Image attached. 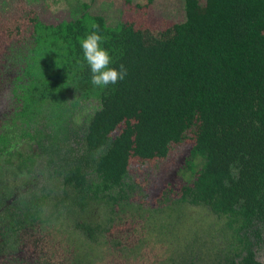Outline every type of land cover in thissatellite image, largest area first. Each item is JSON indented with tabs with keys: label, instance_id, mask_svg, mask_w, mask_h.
Instances as JSON below:
<instances>
[{
	"label": "trees",
	"instance_id": "trees-1",
	"mask_svg": "<svg viewBox=\"0 0 264 264\" xmlns=\"http://www.w3.org/2000/svg\"><path fill=\"white\" fill-rule=\"evenodd\" d=\"M38 1L0 0V263L264 264V0H179L177 19L172 0H71L57 23ZM93 23L116 85L91 83ZM193 224L217 250L139 255L152 232L189 247Z\"/></svg>",
	"mask_w": 264,
	"mask_h": 264
},
{
	"label": "rangeland",
	"instance_id": "rangeland-1",
	"mask_svg": "<svg viewBox=\"0 0 264 264\" xmlns=\"http://www.w3.org/2000/svg\"><path fill=\"white\" fill-rule=\"evenodd\" d=\"M62 2L58 1V2H52L51 0H47V6H44V1H38L35 3V6L41 11V16L42 19L45 21H48L50 23H57L63 19H67L71 16V14L73 15V13H76V9L73 7L74 2H72L70 0V2H67V0H61ZM102 1V0H100ZM104 1V0H103ZM125 1V0H123ZM177 3L174 2V0H172V4L171 7L169 9H167L165 12V17L171 18V19H177L180 16V4H179V0H175ZM106 2L108 4H112L113 7H115L116 10H119L121 8H123L122 2L121 0H106ZM162 2V0H156L153 5H156V7L159 6V4ZM93 9L97 10V12L101 11V7L100 5H98V7H94L92 6ZM163 10L165 9L164 7H160ZM157 15L159 14V11L157 9L156 11ZM12 110V106L8 103H3L0 104V117H5L4 112L11 114L10 111ZM6 176V175H4ZM33 180V184L37 183L36 181L39 182L40 177L39 176H33L32 179L30 180H26L24 181V184H21V190L22 192H24L25 188L28 186H32L33 184H30V181ZM3 183V182H2ZM1 183V184H2ZM103 210V209H102ZM101 210V211H102ZM103 213V212H102ZM185 214H187V212L185 211ZM182 216V213H181ZM187 215H184V217H186ZM72 219L73 217L71 216L68 219H64L63 220V224L64 227L68 230L70 229V226L72 224ZM94 219V218H93ZM92 219V220H93ZM196 229L192 230L194 227H196ZM199 227V228H198ZM189 230H192L190 234V236H187L188 240V246L182 245L180 244L179 238L177 239L174 232H170V233H163L161 232V235L158 232H152L151 233V239L149 241H147L145 246H141L139 251V255L142 257V259L144 258L145 261H155V260H162L165 257V254L167 252H169L170 250L165 247V245H162L161 243V239H164L165 241H168V243H173L171 244L173 250H174V254L175 256L179 257L181 255H183V253H185L186 249L190 248L189 251L194 252L195 250L197 251H202V250H217L216 247H219L218 245L220 244V239L224 240V232L220 229H216L215 232L210 235V233L205 230L204 228L200 227V225H196L193 224L192 226H190ZM166 231V230H164ZM58 234H60V232H57ZM66 236H69V234H66ZM55 237V235L53 234H49L48 236V240L47 242L44 243V245L46 246H50L49 248H52V239ZM55 240H57V237L54 238ZM229 240V238H228ZM74 242H76L74 240ZM259 245V244H258ZM57 248V247H56ZM230 248V247H228ZM227 248V249H228ZM97 251H99V248H97ZM94 255H90V257H88L87 259L90 261L91 257H94V259L92 260V262L96 263L97 261H100V256L98 255V253H102L104 255V258L106 259L107 255L104 253L103 250L102 252H97ZM40 253V252H39ZM255 253H257V255L260 258L264 259V245L262 247L257 246L255 247ZM53 254L49 253L46 254V252H41V254H39V259L42 263L44 264H52L50 259L53 258V256H51ZM55 257L57 255H54ZM57 260V258H56ZM58 262V260H57ZM141 260L137 263L140 264ZM101 262H99L98 264H100ZM1 264V263H0Z\"/></svg>",
	"mask_w": 264,
	"mask_h": 264
},
{
	"label": "clouds",
	"instance_id": "clouds-1",
	"mask_svg": "<svg viewBox=\"0 0 264 264\" xmlns=\"http://www.w3.org/2000/svg\"><path fill=\"white\" fill-rule=\"evenodd\" d=\"M90 31L80 41L83 59L91 73V83L98 88L116 85L125 79L127 70L121 64L113 67L109 52L101 47L103 37L99 34V26L93 23Z\"/></svg>",
	"mask_w": 264,
	"mask_h": 264
}]
</instances>
